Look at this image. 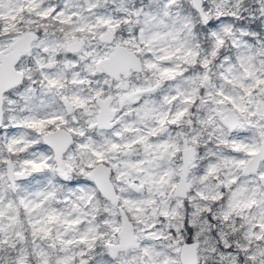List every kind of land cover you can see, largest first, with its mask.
Instances as JSON below:
<instances>
[{"label": "snow or ice", "instance_id": "snow-or-ice-1", "mask_svg": "<svg viewBox=\"0 0 264 264\" xmlns=\"http://www.w3.org/2000/svg\"><path fill=\"white\" fill-rule=\"evenodd\" d=\"M0 264H264V0H0Z\"/></svg>", "mask_w": 264, "mask_h": 264}]
</instances>
